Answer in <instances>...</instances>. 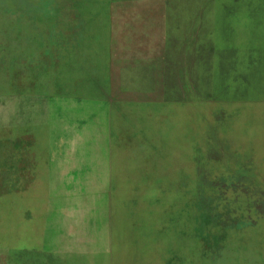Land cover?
Instances as JSON below:
<instances>
[{
	"label": "rangeland",
	"instance_id": "obj_1",
	"mask_svg": "<svg viewBox=\"0 0 264 264\" xmlns=\"http://www.w3.org/2000/svg\"><path fill=\"white\" fill-rule=\"evenodd\" d=\"M0 264H264V0H0Z\"/></svg>",
	"mask_w": 264,
	"mask_h": 264
}]
</instances>
